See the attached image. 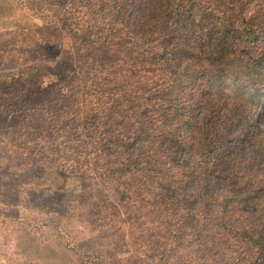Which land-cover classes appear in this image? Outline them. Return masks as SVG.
<instances>
[{"label":"rangeland","instance_id":"rangeland-1","mask_svg":"<svg viewBox=\"0 0 264 264\" xmlns=\"http://www.w3.org/2000/svg\"><path fill=\"white\" fill-rule=\"evenodd\" d=\"M214 1L239 4L245 18L264 22V0ZM94 2L0 0V264H264V241L250 239L241 216L264 195L259 161L248 176L238 175L240 194L220 200L224 207L233 205L237 220L202 219L194 229L190 196L161 188L156 174L114 176L106 151H96L78 171L58 172L57 158L41 149L76 144L60 138L66 135L59 133L63 118L53 132L40 134L22 116L48 111L53 121L50 115H63L69 82L82 81L88 95L108 82L105 74L115 73L98 34H83L75 25L95 17L97 10L89 9ZM250 118L257 131L242 146L261 147L264 103ZM80 127L85 128L78 132L87 129L98 137L93 119ZM207 200L202 196L201 206ZM239 238L249 240L245 248ZM257 248L263 249L260 256Z\"/></svg>","mask_w":264,"mask_h":264},{"label":"trees","instance_id":"trees-1","mask_svg":"<svg viewBox=\"0 0 264 264\" xmlns=\"http://www.w3.org/2000/svg\"><path fill=\"white\" fill-rule=\"evenodd\" d=\"M90 8L95 17L75 25L98 34L115 73L88 95L82 81L69 82L63 115H50L53 121L48 111L22 116L40 134L62 123L59 133L68 136L60 138L76 144L41 149L57 158L58 172L78 171L96 151H106L114 176L156 174L161 188L190 196L194 229L202 219L237 220L221 198L239 195L238 175L248 176L258 161L264 168V145L241 142L257 131L250 117L264 103V22L245 18L239 4L214 0H95ZM91 119L98 137L78 132ZM204 195L208 202L201 206ZM257 200L241 216L250 239L264 241V195ZM239 240L241 247L249 241ZM254 252L260 256L263 249Z\"/></svg>","mask_w":264,"mask_h":264}]
</instances>
